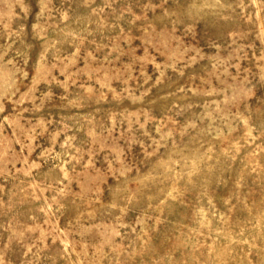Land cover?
I'll return each mask as SVG.
<instances>
[{
    "label": "rangeland",
    "instance_id": "374dc122",
    "mask_svg": "<svg viewBox=\"0 0 264 264\" xmlns=\"http://www.w3.org/2000/svg\"><path fill=\"white\" fill-rule=\"evenodd\" d=\"M0 264H264V0H0Z\"/></svg>",
    "mask_w": 264,
    "mask_h": 264
}]
</instances>
